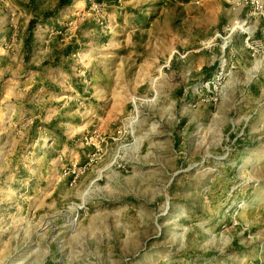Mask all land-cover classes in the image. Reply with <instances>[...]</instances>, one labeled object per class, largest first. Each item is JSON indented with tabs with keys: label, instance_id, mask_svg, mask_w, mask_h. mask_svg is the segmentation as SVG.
I'll use <instances>...</instances> for the list:
<instances>
[{
	"label": "rangeland",
	"instance_id": "obj_1",
	"mask_svg": "<svg viewBox=\"0 0 264 264\" xmlns=\"http://www.w3.org/2000/svg\"><path fill=\"white\" fill-rule=\"evenodd\" d=\"M58 3L0 0V264H264V23Z\"/></svg>",
	"mask_w": 264,
	"mask_h": 264
},
{
	"label": "built area",
	"instance_id": "obj_2",
	"mask_svg": "<svg viewBox=\"0 0 264 264\" xmlns=\"http://www.w3.org/2000/svg\"><path fill=\"white\" fill-rule=\"evenodd\" d=\"M235 5L247 8L249 15L264 23V0H226Z\"/></svg>",
	"mask_w": 264,
	"mask_h": 264
},
{
	"label": "trees",
	"instance_id": "obj_3",
	"mask_svg": "<svg viewBox=\"0 0 264 264\" xmlns=\"http://www.w3.org/2000/svg\"><path fill=\"white\" fill-rule=\"evenodd\" d=\"M72 2V0H59L58 6L68 5Z\"/></svg>",
	"mask_w": 264,
	"mask_h": 264
}]
</instances>
